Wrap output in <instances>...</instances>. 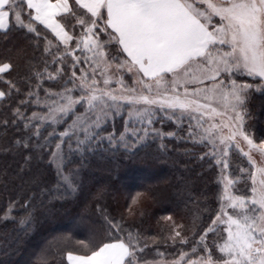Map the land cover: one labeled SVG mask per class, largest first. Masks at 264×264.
Returning <instances> with one entry per match:
<instances>
[{
  "label": "snow or ice",
  "instance_id": "1",
  "mask_svg": "<svg viewBox=\"0 0 264 264\" xmlns=\"http://www.w3.org/2000/svg\"><path fill=\"white\" fill-rule=\"evenodd\" d=\"M0 30L6 44L17 31L34 49L43 43L39 61L15 41L0 58V152L18 158L0 176L5 191L9 178L20 181L0 219L30 229L35 189L78 193L86 154L105 143L135 154L176 135L157 122H187L185 139L217 170L215 191L190 222L168 213L151 235L128 222L143 216L149 192L113 211L98 189L96 227L42 248L37 264L61 245L67 264H264V132L246 123L252 93L264 94V0H0ZM21 60L27 74L14 78ZM73 239L82 253L66 246Z\"/></svg>",
  "mask_w": 264,
  "mask_h": 264
},
{
  "label": "trees",
  "instance_id": "2",
  "mask_svg": "<svg viewBox=\"0 0 264 264\" xmlns=\"http://www.w3.org/2000/svg\"><path fill=\"white\" fill-rule=\"evenodd\" d=\"M2 33L0 32V58L3 57L7 44L15 41L27 46L29 56H34L37 61L41 59L42 42L39 49H34V46L25 41L17 31L9 32L6 44ZM49 36L52 38L50 33ZM47 59L50 60L51 57ZM19 64L20 66L10 73L14 78L27 74L23 60L19 61ZM0 89L6 90L3 81H0ZM250 104L253 110L260 109L257 113L258 125L262 127L264 125L262 98ZM32 110L33 107L29 105L28 111ZM2 115L3 109L0 108V117ZM13 134L14 131L10 129L9 136ZM171 145L172 148L162 150L157 147V142H149L135 154H125L122 149L110 150V146L105 143L84 157V165L78 177L80 184L78 193L62 198L49 197L41 196L39 189H35L36 195L32 201L34 219L30 229L21 231L18 221L13 222L9 219V222H6L0 219V264H37L36 254L49 244L55 245V242L63 239L66 234H73L75 239L87 238L90 229L96 227L93 223L97 219L93 196L101 188L105 191L103 202L113 211H122L131 195L136 192H149L151 198L145 199L142 204L143 216L137 215L134 220L128 221L149 235L159 231L157 221L168 213H172L177 220L183 217L185 223L190 222L191 216L204 208V196L211 197L215 191L216 172L213 171L211 174L210 171H206V165L202 164L203 160L200 161L198 154L188 152L175 141L171 142ZM2 146L3 137L0 129V147ZM17 159L10 153L0 152V172L9 165L11 166L9 172L15 171ZM146 175L156 176L155 181L145 182ZM3 179L0 176V209L7 207L9 197L16 199L15 194L19 191L20 183L19 180L9 178L5 191ZM48 179L51 186L55 182L54 173L49 172ZM136 181L144 183L135 185ZM189 190L192 193L191 202L188 198ZM19 208L18 204L17 211L13 213L17 218L22 215ZM75 239L68 241L66 246L82 253L83 249L76 244ZM159 247L161 250L165 249L163 244ZM63 248L64 245H61L56 251L49 252L48 264H67L66 259L60 254ZM146 258H154V253H148Z\"/></svg>",
  "mask_w": 264,
  "mask_h": 264
},
{
  "label": "rangeland",
  "instance_id": "3",
  "mask_svg": "<svg viewBox=\"0 0 264 264\" xmlns=\"http://www.w3.org/2000/svg\"><path fill=\"white\" fill-rule=\"evenodd\" d=\"M41 95H43V91L41 92ZM260 98H262V105H263V111H264V94H261L260 92H253L251 97L249 98V101H248L249 116H248V119L246 121V123L249 125V130L250 131H254L257 136L260 135V133L264 130V125L262 127H260L258 125V121L259 120H258V114L257 113L260 112L259 111L260 109L258 111L257 110H253L250 107V106H252V104H250V103H253L254 100H259ZM156 126L157 127H162L163 131H165V132H169V131H175L176 132V135L173 136V137L165 136L162 142H161V140L157 139L155 142H157V147L158 148L160 147L161 143H163L165 145L164 148L160 147L162 150H165L166 148H172L173 145H171V142L175 141V143H177L178 146H183L184 149H187L188 152L198 154L199 158H200L201 153L206 151V149L203 148V147L194 146L190 139H185L186 130H187V127H188L187 122H185L181 128H178L177 125L174 122H172V121H167L164 125H160L159 122H157ZM115 127H116L117 130H122L123 121L122 120H117L116 123H115ZM108 130L109 131L112 130L111 121L109 122ZM117 134H118V132H117ZM200 161H202V160L200 159ZM209 163H213V162L209 161L205 157V159L202 162V164L206 165L205 166V170L206 171H210L211 174H212L213 171L217 172V170L215 168H211L210 169L208 167ZM155 179H156V176H154V177H151V176L149 177L147 175L144 176V181L145 182H154ZM158 179H160V178H158ZM144 181H141V182L136 181L134 184L135 185H141L142 183H144ZM9 219H11V218H9ZM9 219L6 222H9ZM1 221H5V220L1 219Z\"/></svg>",
  "mask_w": 264,
  "mask_h": 264
},
{
  "label": "crops",
  "instance_id": "4",
  "mask_svg": "<svg viewBox=\"0 0 264 264\" xmlns=\"http://www.w3.org/2000/svg\"><path fill=\"white\" fill-rule=\"evenodd\" d=\"M71 2H74V0H71ZM0 32H3V30H0Z\"/></svg>",
  "mask_w": 264,
  "mask_h": 264
}]
</instances>
